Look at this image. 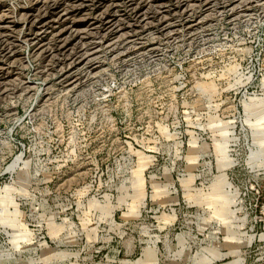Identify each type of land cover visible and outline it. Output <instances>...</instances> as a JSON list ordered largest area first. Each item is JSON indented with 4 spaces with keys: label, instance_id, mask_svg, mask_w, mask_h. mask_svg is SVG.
<instances>
[{
    "label": "rangeland",
    "instance_id": "1",
    "mask_svg": "<svg viewBox=\"0 0 264 264\" xmlns=\"http://www.w3.org/2000/svg\"><path fill=\"white\" fill-rule=\"evenodd\" d=\"M0 264H264V0H0Z\"/></svg>",
    "mask_w": 264,
    "mask_h": 264
}]
</instances>
